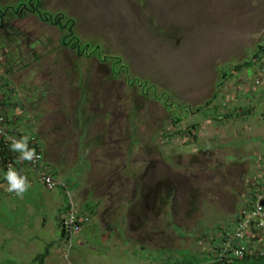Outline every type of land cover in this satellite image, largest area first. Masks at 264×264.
<instances>
[{"label":"rangeland","instance_id":"1","mask_svg":"<svg viewBox=\"0 0 264 264\" xmlns=\"http://www.w3.org/2000/svg\"><path fill=\"white\" fill-rule=\"evenodd\" d=\"M32 9L46 27L22 19V35L37 34L30 51L7 48L10 28L0 37L8 62L24 65L8 76L5 116L36 134L75 211L95 204L99 227L63 237L69 199L56 187L58 204H44L32 176L22 193L0 192V264L213 260L219 229L264 175V57L220 77L264 44V0H0V24Z\"/></svg>","mask_w":264,"mask_h":264},{"label":"built area","instance_id":"2","mask_svg":"<svg viewBox=\"0 0 264 264\" xmlns=\"http://www.w3.org/2000/svg\"><path fill=\"white\" fill-rule=\"evenodd\" d=\"M4 108H0V139L5 144L12 145L17 144L18 138H15L14 133L16 130H10L6 125V119L3 113ZM9 131V132H8ZM16 134V133H15ZM33 139L31 138V142ZM35 143H33L34 146ZM34 150V148L32 149ZM30 150L22 151V162H26L30 170L34 173L36 180L43 184L47 190H53L59 185L47 168L41 154L34 150V155L31 159L24 158V153ZM252 185L251 191L254 195L252 203L240 210L237 214L235 222L230 229L219 231L218 237L220 238V249L215 255V259L206 263L198 264H212L216 260L223 258L226 254L235 258H240L244 253L251 251V253H257L264 255V175L260 181L256 182L255 189ZM64 194L69 199V208L67 216L62 219V229L65 232L64 237L69 238L80 232L83 225L89 223V215L81 214L75 211L73 207V196L64 187Z\"/></svg>","mask_w":264,"mask_h":264},{"label":"trees","instance_id":"3","mask_svg":"<svg viewBox=\"0 0 264 264\" xmlns=\"http://www.w3.org/2000/svg\"><path fill=\"white\" fill-rule=\"evenodd\" d=\"M23 6L24 5H22V4L19 5V9H22ZM34 12H35L34 9H32L30 11V13H34ZM37 16L39 18V15H37ZM70 36L72 37V35H70ZM79 42H80L79 38H76L75 42L72 43L71 49L80 48ZM258 48H259V51L256 48V50L253 54V58H251L250 60H245L244 63H242V64L234 65L228 71L223 70L221 72V75H220V77L222 79L221 81L229 79L231 75L233 76L232 73H239L243 69L254 66L256 63V59H259V60L262 59V57H264V44L259 45ZM3 77H4L3 87L6 88V90L4 89V92L2 93V96L0 98V108L11 105L9 102L10 98H7V96L9 97V95H8L9 92L12 93V87L10 86V79L7 80L8 77H6L5 75ZM6 81H8V84L6 83ZM192 127H195V126H192ZM14 130H16L15 131L16 134L14 133L15 138L19 139V140H17L18 143L23 142L24 138H27L26 147L25 148H15L14 146L16 144L15 145L14 144L8 145V144H5L0 139V169L3 171L2 174L4 175L0 179L1 183L6 182L5 180L8 178V173H9L10 169L14 170L17 173L18 177H24V178L26 177V175L22 171V168H25L28 172H30L29 175H34V173L28 167L29 165L26 162L21 161L23 150H26V149L32 150L34 148L35 151L39 152L41 154V156H43L42 148L38 142L39 140L37 141V139H36L37 136L35 133H33V132L28 133L27 132V134L23 135L17 127H15ZM10 131L12 132V130H10ZM11 132H9V133L11 134ZM31 138L33 139L32 142H31ZM35 142H36V144H34V146H33V143H35ZM251 188H252V185H251ZM253 198H254V195L251 193L249 196V199H250L249 205L252 203ZM249 205H246L245 207H247ZM95 208H96L95 204L94 205H88L87 204L85 212H79V213L88 214V215H89V213L94 214ZM58 223L59 224L61 223V235L64 236L65 232L62 229V220L61 221L58 220ZM223 230H225V229L222 227L219 229L220 232ZM219 241H220V238H219ZM213 248H214V245H213ZM214 250H215L214 254H217V252L220 249L214 248ZM37 256H35L32 259V261H38L39 264H42L44 257L41 255H37ZM205 259H206V261H210L207 258H205ZM214 259H215V257H214ZM202 260L203 259L200 258L199 255L187 253L186 255H182L181 257H176V258L168 257L165 260L161 261L160 264H198V263L202 262ZM212 264H264V255H259L257 253H251V251H249L247 253H244L243 256H241L240 258H235L233 256L226 254L223 258L216 260Z\"/></svg>","mask_w":264,"mask_h":264},{"label":"crops","instance_id":"4","mask_svg":"<svg viewBox=\"0 0 264 264\" xmlns=\"http://www.w3.org/2000/svg\"><path fill=\"white\" fill-rule=\"evenodd\" d=\"M29 13V14H28ZM35 13V12H34ZM34 13H30V12H28V11H25V13H20L19 14V16H17V19H11V18H13V17H10V25H9V27L6 25V23H5V19H4V22L3 23H1L0 25V37H3L4 35H6V34H8L7 33V29L8 28H10V30H11V32L13 33V35H15L16 37H15V40H14V38H12V39H7V37H6V44H7V48H11V49H16L15 50V52H18L19 50H22V49H27L28 50V48H29V45L28 44H31L32 42H34V41H36L37 40V37H36V35L37 34H35V36L33 37L31 34H30V32H28L27 33V35H25V34H23L22 35V28H24L25 27V25H24V22L22 21V19L25 17V16H28L29 17V19L32 21V23L33 24H35V25H38V27L40 28V26L41 27H46V24H43V23H46L45 21H43V20H40ZM8 14V12H6L5 13V15L4 16H2L3 18H7V15ZM7 15V16H6ZM6 25V26H5ZM5 28V29H4ZM32 33H33V31H32ZM18 34V35H17ZM57 34H58V32H57ZM57 36V35H56ZM22 37H23V39H25V40H23L22 39ZM32 37H33V39H32ZM0 39H3V38H0ZM18 40H19V45L17 44L18 43ZM22 42V44H21V42ZM59 41V43L58 44H60V37H59V35H58V39H57V42ZM2 43L3 44H5L4 43V39L2 40ZM5 44V45H6ZM11 44H13V46L11 45ZM25 46V47H24ZM39 48H42V47H36V49H39ZM31 49H29L28 51H30ZM33 51V50H32ZM37 52H38V50H37ZM0 54L1 55H3V57L2 58H0V61H1V65H0V68H1V73H3V75H5L6 77H8L9 76V74L10 73H12L13 71L15 72V71H17L16 70V66H24L23 64L21 65L19 62H16L15 63V65H13L12 63L10 64L8 61H10V60H8L7 59V56H5V54H7V50H4L3 48L1 49L0 48ZM20 54H23L22 52H19V55ZM34 53H32V55H33ZM15 55V54H14ZM24 58V57H23ZM20 64V65H19ZM28 64H25V66H27ZM240 73V72H239ZM10 79V78H9ZM7 80H8V78H7ZM242 81V80H241ZM240 81V82H241ZM239 82V83H240ZM6 83L8 84V81H6ZM10 86H11V81H10ZM5 90H6V88H5ZM250 107V108H249ZM245 110H243V108H241V107H239V108H236L235 109V111H236V113H237V111L239 112L238 113V115L240 114V113H244V115L241 117V118H239L238 119V117L237 116H235V118H237L236 120H235V124L239 121V120H242V122H245L244 120H246L247 119V117H249V116H252V109H251V104L249 103L245 108H244ZM221 116L219 115L218 117H217V119H213V118H210V120H209V118L205 121V124H209L212 120H214V121H212V122H214L215 123V121L216 122H220V121H224L223 120V118L221 117ZM225 121H228V120H225ZM26 121H24L23 123H25ZM217 124H219V123H217ZM221 127V126H220ZM205 127L204 126H201V129H202V131L201 132H203V129H204ZM211 128V127H210ZM198 130H199V127L198 128H195V127H191L190 129H189V131L188 132H190V133H192V134H197L198 133ZM43 154H44V152H43ZM264 166V165H263ZM60 170V169H59ZM262 170L264 171V168H262ZM22 171L24 172V174L26 175V177H25V182H29L30 183V185H33V183H34V180L32 179V176H34V175H29L30 174V172H28L25 168H22ZM62 170H60V172H61ZM54 172H55V169H54ZM63 172L64 171H62L61 173L63 174ZM6 182L5 183H2V185L0 186V192H2V191H5V192H7V191H10L9 190V188H10V182H9V180H8V178L5 180ZM58 182H60V183H63L62 182V180H57ZM35 182H37V183H39L37 180L35 181ZM42 187H44L45 188V186L43 185V184H41V183H39ZM63 184H65V183H63ZM61 189H62V187H60ZM67 188H68V186H67ZM63 190V189H62ZM14 191V190H13ZM13 191H10V192H13ZM48 192H49V196L48 197H43L42 198V202L44 203V204H53V205H56V204H58V202H57V200H56V198H57V196L55 195V194H53L52 192H53V190H47ZM251 193H252V191H251ZM83 205H85V203H83ZM90 205V204H89ZM82 212H85V211H82ZM89 215H90V222H89V227H87L85 230L86 231H91V229H92V225L94 224L95 226H98L99 227V224L96 222V217H97V212H96V208H95V210H94V214H90L89 213ZM96 223V224H95ZM43 224V223H42ZM84 229V228H83ZM95 229H96V227H95ZM61 231V230H60ZM83 232V230L80 232V234ZM118 232L120 233V230H118ZM80 238H77V240H79Z\"/></svg>","mask_w":264,"mask_h":264},{"label":"clouds","instance_id":"5","mask_svg":"<svg viewBox=\"0 0 264 264\" xmlns=\"http://www.w3.org/2000/svg\"><path fill=\"white\" fill-rule=\"evenodd\" d=\"M4 110H3V113H4V116H5V107H3ZM7 112V110H6ZM19 116V115H17ZM5 119H6V125L7 127L9 128V130H13L15 127H17L19 129V126L20 124L16 123V120L14 119L12 123H10L7 119V117L5 116ZM11 132V131H10ZM2 140V139H1ZM26 141H27V138H24V141L21 142V143H17L14 147L15 148H25L26 147ZM34 155V150H30V151H27L24 153V158H27V159H31L32 156ZM43 160H44V156H42ZM45 162V161H44ZM53 176V175H52ZM54 178V177H53ZM55 179V178H54ZM8 180L10 182V188L9 190L10 191H13V190H16L18 191V194L22 193L24 190H26V182H25V178L24 177H18L17 173L14 171V170H9V173H8ZM56 180V179H55ZM57 181V180H56ZM58 182V181H57ZM60 183V182H58ZM62 185H64V187L68 190L67 188V185L66 184H63V183H60ZM58 187H62L61 185H59ZM64 187H62L63 189V193H64ZM54 190V189H53ZM50 191V190H49ZM74 199V198H73ZM89 222H90V215H89ZM64 237V236H63Z\"/></svg>","mask_w":264,"mask_h":264},{"label":"flooded vegetation","instance_id":"6","mask_svg":"<svg viewBox=\"0 0 264 264\" xmlns=\"http://www.w3.org/2000/svg\"><path fill=\"white\" fill-rule=\"evenodd\" d=\"M3 18V17H2ZM15 19H17V16H15ZM4 22V19H2V22L1 23H3ZM62 27H59V29H61ZM58 29V30H59ZM69 33H71V34H73V31H72V29L69 31ZM74 35V34H73ZM142 95H145V94H141V96Z\"/></svg>","mask_w":264,"mask_h":264},{"label":"water","instance_id":"7","mask_svg":"<svg viewBox=\"0 0 264 264\" xmlns=\"http://www.w3.org/2000/svg\"><path fill=\"white\" fill-rule=\"evenodd\" d=\"M261 204L264 205V202H262Z\"/></svg>","mask_w":264,"mask_h":264}]
</instances>
